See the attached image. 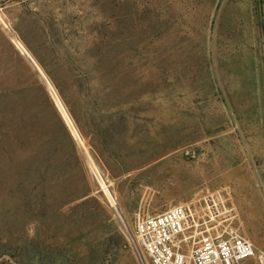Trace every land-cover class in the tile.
Wrapping results in <instances>:
<instances>
[{
  "label": "rangeland",
  "instance_id": "rangeland-1",
  "mask_svg": "<svg viewBox=\"0 0 264 264\" xmlns=\"http://www.w3.org/2000/svg\"><path fill=\"white\" fill-rule=\"evenodd\" d=\"M218 190L264 248V0H0V264H142L114 206Z\"/></svg>",
  "mask_w": 264,
  "mask_h": 264
},
{
  "label": "built area",
  "instance_id": "built-area-1",
  "mask_svg": "<svg viewBox=\"0 0 264 264\" xmlns=\"http://www.w3.org/2000/svg\"><path fill=\"white\" fill-rule=\"evenodd\" d=\"M114 208L142 264H264V248L235 227L236 209L223 190L137 214L133 225Z\"/></svg>",
  "mask_w": 264,
  "mask_h": 264
},
{
  "label": "bare ground",
  "instance_id": "bare-ground-1",
  "mask_svg": "<svg viewBox=\"0 0 264 264\" xmlns=\"http://www.w3.org/2000/svg\"><path fill=\"white\" fill-rule=\"evenodd\" d=\"M100 174V173H99Z\"/></svg>",
  "mask_w": 264,
  "mask_h": 264
}]
</instances>
